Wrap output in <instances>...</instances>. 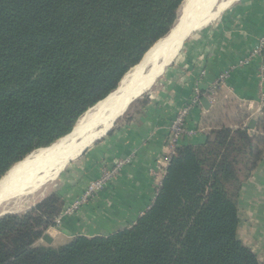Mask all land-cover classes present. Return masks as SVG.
I'll list each match as a JSON object with an SVG mask.
<instances>
[{"label":"trees","instance_id":"obj_1","mask_svg":"<svg viewBox=\"0 0 264 264\" xmlns=\"http://www.w3.org/2000/svg\"><path fill=\"white\" fill-rule=\"evenodd\" d=\"M183 1L0 0V181L117 90ZM253 128L180 145L151 207L112 235L39 245L66 206L58 193L0 216V264H263L238 237L241 190L264 155V109Z\"/></svg>","mask_w":264,"mask_h":264},{"label":"crops","instance_id":"obj_2","mask_svg":"<svg viewBox=\"0 0 264 264\" xmlns=\"http://www.w3.org/2000/svg\"><path fill=\"white\" fill-rule=\"evenodd\" d=\"M263 33L264 0H235L198 34L166 68L146 97H141L138 109L119 123L136 100L115 123L110 135L92 143L93 146L90 144L74 160L68 169L70 173L63 177L68 189L60 195L66 205L82 195L103 168L133 158L98 196L73 215L63 217L59 225L46 233L53 239L52 244L71 241L79 235H112L134 225L151 207L157 195L151 170L157 159L170 152L166 141L168 128L190 101L198 83L205 91L225 70L234 69L231 78L217 87L215 102L208 101L192 111L187 126L196 134L185 137L181 145H204L219 129L246 128L252 120L256 123L264 109L260 103L264 82L259 79L264 55L246 65L240 62L250 56ZM255 133L253 129L249 132L251 136ZM239 219V239L264 264V155L241 190Z\"/></svg>","mask_w":264,"mask_h":264},{"label":"bare ground","instance_id":"obj_3","mask_svg":"<svg viewBox=\"0 0 264 264\" xmlns=\"http://www.w3.org/2000/svg\"><path fill=\"white\" fill-rule=\"evenodd\" d=\"M215 1L186 0L174 29L147 52L142 63L124 77L115 92L92 107L63 140L15 165L0 181V213L21 209L19 203L25 204L36 196L46 183L56 179L70 160L78 158L84 149L103 137L102 127L117 120L130 102L154 85L188 35L216 20L234 2L228 0L212 10Z\"/></svg>","mask_w":264,"mask_h":264},{"label":"built area","instance_id":"obj_4","mask_svg":"<svg viewBox=\"0 0 264 264\" xmlns=\"http://www.w3.org/2000/svg\"><path fill=\"white\" fill-rule=\"evenodd\" d=\"M264 55V33L260 37L258 43L252 50L250 56L240 62V65H246L252 59H261ZM234 69L225 70L215 81V83L206 89L205 91L201 90L200 84L198 83L196 88L193 91V95L188 102L184 105L179 113L176 115L175 119L171 122L168 132H167V143L170 149V152L167 155H164L155 161V166L151 170V176L155 180L157 186V194L162 186L163 180L166 176L170 161L172 157L176 154L177 149L180 147L182 140L185 137H191L196 134L195 130H191L187 126V121L191 116V113L196 108H202V100L207 99L210 103L215 102L216 100V89L217 87L225 83L228 79L231 78ZM204 74V72H203ZM259 79L261 82H264V64L261 65ZM260 103L264 106V93L260 95ZM132 156L126 159L118 160L112 167L103 168L101 170V175L98 179L91 182L87 188L84 190L82 195L68 203L61 214L56 219V225L61 223V219L66 216L73 215L76 211L81 209L85 204L90 202L93 198L99 195L105 187L113 182L125 169V167L132 163Z\"/></svg>","mask_w":264,"mask_h":264},{"label":"rangeland","instance_id":"obj_5","mask_svg":"<svg viewBox=\"0 0 264 264\" xmlns=\"http://www.w3.org/2000/svg\"><path fill=\"white\" fill-rule=\"evenodd\" d=\"M186 0H184L183 1V3L181 4V6H180V8H179V11H178V18H177V21H176V24L178 23V21H179V16H180V13H181V10H182V7H183V4H184V2H185ZM227 1L228 0H216L214 3V6L212 7V10H215L216 8H217V6H219V5H222V4H225V3H227ZM235 1V0H234ZM231 5V4H230ZM229 5V6H230ZM228 6V7H229ZM227 7V8H228ZM222 13V12H221ZM221 15V14H220ZM219 18V17H218ZM215 21V20H214ZM214 21H212L211 23H213ZM211 23H209V25H207L206 27H203V28H201V29H199V30H197V31H195L189 38H187L185 41H184V44H183V46H182V49H181V47L179 48V49H181V51H180V53H179V55L180 54H182L183 52H185V50L193 43V41L195 40V38L197 37V35L198 34H200L204 29H206L207 27H209L210 25H211ZM176 24H175V26H176ZM174 26V27H175ZM174 29V28H173ZM172 29V30H173ZM171 30V31H172ZM169 35V34H168ZM167 35V36H168ZM166 36V37H167ZM189 36V35H188ZM165 37V38H166ZM187 37V36H186ZM165 38H163V39H161V41L162 40H164ZM160 42V41H159ZM159 42H157V43H159ZM156 43V44H157ZM155 44V45H156ZM154 45V46H155ZM153 46V47H154ZM152 47V48H153ZM151 48V49H152ZM178 52H179V50H178ZM177 52V53H178ZM177 53H176V55H177ZM148 53H146V55H147ZM175 55V56H176ZM179 55H178V57H179ZM177 59V58H176ZM175 59V60H176ZM174 60V61H175ZM142 62H140V64H141ZM139 64V65H140ZM138 66V65H137ZM136 66V67H137ZM168 68V67H167ZM152 69V68H151ZM133 70V69H132ZM131 70V71H132ZM164 70V69H163ZM163 72V71H162ZM162 72H161V74H162ZM161 74L159 75V76H161ZM164 74V73H163ZM159 78V77H158ZM158 80V79H157ZM155 84V83H154ZM154 86V85H153ZM152 86V87H153ZM152 87L149 89V90H147L146 92H144L142 95H144V94H146V93H148L151 89H152ZM119 88V87H118ZM116 91V90H115ZM114 91V92H115ZM144 97H146L145 95L144 96H142V98H144ZM139 98V97H138ZM142 98H139L138 99V101H139V104L138 105H136V103L138 102H136L135 104H133V106H132V108H131V110H129V112L127 113V115H124L123 117H122V119L120 120V122L119 123H121V121H123V119H126L127 118V116H131L132 115V112H135L137 109H138V107L141 105V101L142 100H140V99H142ZM107 99V98H106ZM105 99V100H106ZM123 113V112H122ZM121 113V114H122ZM120 114V115H121ZM116 120H114V121H112L110 124H108V125H105V126H103L102 127V129H103V134L102 135H104L105 134V132L113 125V123L115 122ZM117 123V122H116ZM119 125V124H118ZM101 135V136H102ZM254 135V134H253ZM63 139V138H62ZM61 139V140H62ZM60 141V140H59ZM59 141H57V142H59ZM56 142V143H57ZM98 142H100V141H98ZM96 143V142H95ZM55 144V143H54ZM94 144H92V146H93ZM91 146V145H90ZM89 146V147H90ZM40 150V149H39ZM38 150H36L35 152H33L32 154H34V153H36ZM30 156V155H29ZM80 157V156H79ZM78 157V158H79ZM27 158V157H26ZM25 158V159H26ZM78 158H76V159H72V160H70L69 162H68V164L66 165V167L59 173V175H57V177H56V179L55 180H51V181H49L48 183H46L45 184V186H43L42 187V189L36 194V196H34L33 198H30V199H28V202L27 203H25V204H23V203H19L20 205H22V208L21 209H17V210H8L7 211V213L8 214H17V215H23V214H26L28 211H30L31 209H33L36 205H38L39 203H41L43 200H45L46 198H48L49 196H51L52 194H55V193H58V194H61V193H64V191L66 190V189H68V187L66 186L67 184H68V182H66V181H64V179H63V177H66L67 176V173H70V171H68V169L75 163V161H77V159ZM24 159V160H25ZM23 160V161H24ZM75 160V161H74ZM22 162V161H21ZM20 163V162H19ZM18 164V163H17ZM17 164H15V165H17ZM14 165V166H15ZM13 166V167H14ZM13 167L11 168V169H13ZM11 169L9 170V172L11 171ZM8 172V173H9ZM8 173H6L5 175H7ZM244 177H243V174H242V176H241V179H243ZM24 202H26V201H24ZM3 213H5V212H3ZM3 213H0V215H2ZM7 215V214H6ZM2 216H4V215H2ZM55 227V226H54ZM53 228V227H52ZM51 228H49L48 229V231L50 230ZM47 231V232H48ZM46 232V233H47ZM42 242H40L39 243V245H42V246H44V247H48V246H51V247H53V248H57V247H59V246H63V245H66V244H68L70 241H67V240H59V241H56L54 244H51V245H48L47 243H45L43 240H41ZM53 243V242H52Z\"/></svg>","mask_w":264,"mask_h":264},{"label":"water","instance_id":"obj_6","mask_svg":"<svg viewBox=\"0 0 264 264\" xmlns=\"http://www.w3.org/2000/svg\"><path fill=\"white\" fill-rule=\"evenodd\" d=\"M209 25V24H208ZM206 27V26H205ZM199 30V29H198ZM195 31H197V30H194V31H192L191 32V34L187 37V38H189ZM186 38V39H187ZM185 39V40H186ZM184 40V41H185ZM183 44H184V42H183ZM183 46V45H182ZM182 46H181V49H182ZM181 49L179 50V52L177 53V55L174 57V59L166 66V68L168 67V66H170L173 62H174V60L178 57V55H179V53H180V51H181ZM151 50V49H150ZM149 50V51H150ZM148 51V52H149ZM146 55V54H145ZM143 60V59H142ZM166 68L163 70V72H162V74L161 75H163V73L165 72V70H166ZM160 77V76H159ZM157 82V80L155 81V83ZM145 95V94H144ZM144 95H141L139 98H141L142 96H144ZM139 98H135L132 102H130L129 104H128V106H127V108L125 109V111L118 117V119L121 117V116H123L124 115V113L128 110V108L132 105V103H134L136 100H138ZM101 103V102H100ZM202 104L203 105H206V104H208V100L207 99H203L202 100ZM98 105V104H97ZM118 119L113 123V125H112V127H111V129H109L106 133H105V135L103 136V137H101V138H99L98 140H95L93 143H95V142H97V141H99V140H101V139H103V138H105L107 135H108V133L112 130V128L114 127V125H115V123L118 121ZM254 124H255V121L254 120H252L251 121V123H250V125H249V128L250 129H254L253 127H254ZM89 148V147H88ZM87 149V148H86ZM86 149H84L82 152H81V154L80 155H82L83 154V152L86 150ZM73 161V160H72ZM60 173V172H59ZM6 214H8L7 212H5V213H3L2 215H6ZM2 215H0V216H2ZM45 243H47L48 245H51L52 244V242H53V239L51 238V236L49 235V234H45V236L43 237V239H42Z\"/></svg>","mask_w":264,"mask_h":264}]
</instances>
